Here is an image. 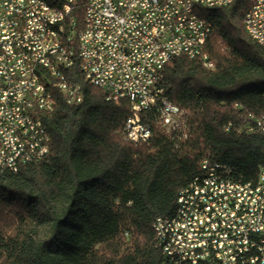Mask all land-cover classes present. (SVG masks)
Listing matches in <instances>:
<instances>
[{"label": "trees", "instance_id": "trees-1", "mask_svg": "<svg viewBox=\"0 0 264 264\" xmlns=\"http://www.w3.org/2000/svg\"><path fill=\"white\" fill-rule=\"evenodd\" d=\"M249 5L204 10L214 68L184 55L166 65L163 94L186 110L187 137L167 134L149 112L151 138L126 139L130 100L110 101L77 65L67 70L84 100L68 104L55 92L50 153L18 172L0 169V264H163L153 223L175 214L204 159L257 180L264 133L248 127L264 113V51L244 27Z\"/></svg>", "mask_w": 264, "mask_h": 264}, {"label": "built area", "instance_id": "built-area-1", "mask_svg": "<svg viewBox=\"0 0 264 264\" xmlns=\"http://www.w3.org/2000/svg\"><path fill=\"white\" fill-rule=\"evenodd\" d=\"M63 1L76 16V46L62 69H54L53 54L63 49L54 32L61 12L44 8L39 0H0V167L18 172L50 153L45 118L55 110L56 93L55 100H47L29 56L45 61L44 76H50L55 92L67 95L68 104L81 103L82 84L68 83L67 70L76 65L84 81L101 88L108 100L128 98L126 139L151 138L152 125L143 119L149 112L167 134L187 137L186 110L163 94L166 65L184 55L214 68L205 52L213 24L195 16L191 3L216 7L234 0ZM32 8H40V16H32ZM246 12L264 38V0H250ZM248 131L264 133V113L252 115ZM237 207H246V214H237ZM214 209H222L215 224L222 225V233L209 237L213 225H207V217ZM174 215L172 240H164V216L153 223L163 264H264V165L255 186L246 188V180L231 168L204 159L201 174L180 190Z\"/></svg>", "mask_w": 264, "mask_h": 264}, {"label": "bare ground", "instance_id": "bare-ground-1", "mask_svg": "<svg viewBox=\"0 0 264 264\" xmlns=\"http://www.w3.org/2000/svg\"><path fill=\"white\" fill-rule=\"evenodd\" d=\"M44 8L61 12V19L58 20V24H54V32L60 34V40H62L63 49H56L53 54V68L62 69L63 60H68L69 57L74 56L76 39L73 38V29L76 25V16L73 13V8L63 0H39ZM229 5V4H225ZM250 6V5H249ZM213 5H199V3H191V10H194L195 16L201 19H208L203 15L206 8H212ZM32 16H40V8H32ZM244 27L248 34L258 42L264 51V38L262 34L251 24L250 15L246 12L244 15ZM28 65L32 66V73L37 78H41L40 89L46 93L47 100H55V87L52 86L50 76H44L45 61L38 60V56H29ZM68 83H75L68 78ZM67 102V95H64ZM80 100H84V91L80 92ZM46 134L50 135L48 128L46 127ZM2 170H8L5 167H0ZM16 172V171H11ZM255 181H246V188H253ZM237 214H246V207H237ZM222 209H214L213 215H208L207 225H213V230H209V237H217V234L222 233V225H215L216 222L221 221ZM165 219H160V226L164 230V240H172V226H175V215L164 216ZM155 231V224H153ZM158 242V234H155Z\"/></svg>", "mask_w": 264, "mask_h": 264}]
</instances>
